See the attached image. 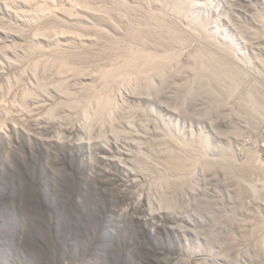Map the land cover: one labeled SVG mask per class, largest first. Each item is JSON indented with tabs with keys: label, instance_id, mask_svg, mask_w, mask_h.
I'll return each mask as SVG.
<instances>
[{
	"label": "rangeland",
	"instance_id": "obj_1",
	"mask_svg": "<svg viewBox=\"0 0 264 264\" xmlns=\"http://www.w3.org/2000/svg\"><path fill=\"white\" fill-rule=\"evenodd\" d=\"M41 2L0 0V264H264V0Z\"/></svg>",
	"mask_w": 264,
	"mask_h": 264
},
{
	"label": "bare ground",
	"instance_id": "obj_2",
	"mask_svg": "<svg viewBox=\"0 0 264 264\" xmlns=\"http://www.w3.org/2000/svg\"><path fill=\"white\" fill-rule=\"evenodd\" d=\"M14 1V4H22V5H24V6H29V7H33V5L34 4H38L39 2H41V1H44L43 3L45 4H47L48 3V1L50 2V0H13ZM81 1H84V0H81ZM87 1V0H86ZM74 2V1H73ZM73 2H71L70 1V7H73L72 9L71 8H69V9H71L70 11V13H69V15H68V17H70V19H72L71 17H73L74 18V15L76 16V14L77 15H79V14H81V13H76V12H73L72 10H74L75 11V4H74V6L72 5V3ZM78 2H80V0H78ZM2 3H6L5 1H3ZM41 4H42V2H41ZM41 4H39L40 5V7L42 8V7H47V6H49V5H44L43 6V4H42V6H41ZM72 5V6H71ZM83 5V4H82ZM84 5H85V3H84ZM86 6V5H85ZM45 7V8H46ZM5 8L6 9H8V11H12L13 13H15V15L18 17V18H21L22 16L19 14V13H17V11L15 12L14 10H12L10 7H8L7 5L5 6ZM41 8H38L39 10L41 9ZM44 8V9H45ZM50 8V7H49ZM43 8L40 10V11H43V14H42V17H43V15H45V14H48V13H50L51 14V17L50 16H48L47 17V15H45L50 21H54L53 20V18H55L56 16H55V13L53 12V11H56V10H54L53 9V11H51V9H52V7L50 8V10L48 9V7H47V9H48V11H47V9H45L44 10ZM67 10L66 11H68V8H66ZM104 10V9H103ZM87 11H89V10H87ZM54 14H53V13ZM86 12V11H85ZM40 13H42V12H40ZM45 13V14H44ZM76 13V14H75ZM89 13V12H88ZM92 13V12H91ZM66 14V13H65ZM67 14H68V12H67ZM99 13H97V15H98ZM109 14V13H108ZM49 15V14H48ZM53 15H54V17H53ZM56 15H57V13H56ZM63 15V14H62ZM94 15H96V13L94 14ZM104 15H106V14H104ZM160 15V14H159ZM164 15V14H163ZM45 16H44V20H43V22L45 21V20H47V18H45ZM80 16V15H79ZM100 16V15H99ZM64 17V16H63ZM78 17V16H77ZM106 17V16H105ZM57 18V17H56ZM76 18V17H75ZM74 18V19H75ZM78 20H81V19H79V17L77 18ZM48 20V21H49ZM56 20H58V18L56 19ZM66 20H68V18L66 19ZM85 20V19H84ZM109 20V19H108ZM42 21V20H41ZM47 21V22H48ZM58 21H60V20H58ZM77 21V20H76ZM82 21V20H81ZM28 22V21H27ZM42 22V23H43ZM46 22V21H45ZM34 23V22H33ZM51 23V22H50ZM50 23H48V24H50ZM54 23H57V21L56 22H54ZM60 23V22H59ZM71 23V22H70ZM30 24V23H29ZM53 24V23H52ZM152 24V23H151ZM31 25H33V24H31ZM39 25V24H38ZM128 25V24H127ZM37 26V25H36ZM42 26V25H41ZM114 26V25H113ZM150 26V25H149ZM163 26V25H162ZM39 27H40V25H39ZM43 27V26H42ZM64 27V26H63ZM86 27V26H85ZM128 28V33H129V35H131L134 39L137 37H139L140 39H143V38H141L142 37V35H144L145 33H143V28L141 29V27H139V26H135V25H132V24H129L128 26H127ZM38 28V27H37ZM42 29V28H41ZM39 30V28H38V31H36V32H38V34H44V32H46V31H43V30ZM98 29V28H97ZM100 30V31H99ZM98 31L101 33V30H103V29H99ZM119 30V29H118ZM8 31V30H7ZM64 30H62V32H63ZM120 31V30H119ZM153 31H156V29L155 30H153ZM158 31V30H157ZM156 31V32H157ZM15 32V31H14ZM17 32V31H16ZM23 33H24V31H22ZM106 32V31H105ZM11 33L13 34V32L11 31ZM18 33V32H17ZM23 33H21V34H19L20 35V37L21 38H23V36H21V35H23ZM53 33V32H52ZM102 33H104V31L102 32ZM107 33V32H106ZM105 33V34H106ZM150 33V32H149ZM175 33V32H174ZM47 34V33H46ZM49 34V33H48ZM152 34V33H151ZM148 35V34H147ZM54 36H56V35H54ZM104 36V35H103ZM102 36V37H103ZM155 36V35H154ZM131 37V38H132ZM147 37V36H146ZM145 37V38H146ZM151 37V36H150ZM104 38V37H103ZM136 38V39H137ZM172 38V37H171ZM96 39V38H95ZM133 39V40H134ZM135 39V40H136ZM139 39V40H140ZM179 39V38H178ZM186 39V38H185ZM52 40V39H51ZM54 40V39H53ZM91 40V39H90ZM93 40H94V38H93ZM156 40V39H155ZM160 40V39H159ZM165 40V39H164ZM143 41V40H142ZM145 41V40H144ZM163 41V40H162ZM56 41H54V43H55ZM58 42V41H57ZM56 42V43H57ZM112 42V41H111ZM111 42H109L110 44H107V43H103V44H101L102 42H100V41H98V43H100V46L102 45V47L103 46H105L104 44H106V46H107V48L106 49H108V50H112V52L113 53H117V50H118V48H121V47H119V43L117 42V44H116V42H114V43H111ZM134 42V41H133ZM166 42V41H165ZM50 43H52V41L50 42ZM97 43V42H96ZM162 43V42H161ZM33 44V43H32ZM36 44V43H35ZM171 44V43H170ZM58 45V44H57ZM99 45V44H98ZM159 45H161V44H159ZM166 45V44H165ZM29 46H30V44H29ZM172 47V46H171ZM34 48V47H33ZM55 48H57V47H55ZM140 48V47H139ZM156 48V47H155ZM28 49V48H27ZM100 49H102V48H100ZM141 49V48H140ZM139 49V50H140ZM145 49V48H144ZM33 50V49H32ZM129 50V51H128ZM34 51H35V49H34ZM37 51V50H36ZM76 51V50H75ZM126 55L125 56H127V57H125V56H123L124 58H126V59H124V61H122L121 63V66L122 67H124V68H126V70H128V69H130V67L132 68V66H133V68H140L139 66L140 65H142V66H144V64H145V62L144 61H150V60H152V58L150 59V55L149 54H145V53H142V52H135L134 51V49H133V51L130 49V46L129 47H126ZM104 52V51H103ZM106 52V51H105ZM158 52V51H157ZM156 52V53H157ZM161 52V51H160ZM34 53H36V52H34ZM45 53V52H44ZM71 53V52H70ZM87 54V53H86ZM56 56V55H55ZM152 56V55H151ZM164 57L165 55H159V57ZM63 57H65V56H63ZM153 57V56H152ZM166 57V56H165ZM168 57V56H167ZM156 58V57H155ZM195 58V57H194ZM60 59V58H59ZM62 59V58H61ZM65 59V58H64ZM154 59V58H153ZM165 60V59H164ZM58 64V63H57ZM60 64V63H59ZM65 64H66V62H65ZM113 65V64H112ZM196 65V64H195ZM141 66V67H142ZM190 66H192V65H190ZM198 67V66H197ZM194 70H195V68H193ZM137 70V69H136ZM60 71V70H59ZM111 71V72H110ZM61 72V71H60ZM73 72V71H72ZM110 72V73H109ZM112 72H114L113 70H111V68H109V70H105V73L106 74H111ZM62 73V72H61ZM74 73H75V71H74ZM104 72L102 71V74H103ZM115 73V75H116V73L117 72H114ZM113 73V74H114ZM64 74H65V72H64ZM105 74V75H106ZM103 76V75H101V76H103V77H106L107 78V76H109V75H106V76ZM112 75V74H111ZM66 77V76H65ZM64 78V77H63ZM109 79V78H108ZM105 81V80H104ZM46 84V83H45ZM42 85V84H41ZM151 85V82L148 84V86H150ZM47 87V86H46ZM61 89V88H60ZM88 90V89H87ZM30 91V90H29ZM57 92V91H56ZM66 92V91H65ZM66 94V93H65ZM75 95V94H74ZM65 96V95H64ZM28 96H25V99L27 98ZM32 97V96H31ZM33 98V97H32ZM71 98V97H70ZM106 100H107V98H106ZM105 100V101H106ZM74 101V100H73ZM75 102V101H74ZM34 103V102H33ZM75 104V103H74ZM4 107V106H3ZM113 108V107H112ZM17 109V114H18V116L20 117V119H22V118H26V119H22L24 122L26 121V122H28V120H30V121H32V122H34L35 123V125L38 123V124H41V121H39V118H37V117H35V116H33L32 114H29L30 113V110H27L26 108H23V107H18V108H16ZM86 114V113H85ZM7 115H9L8 114V112H7ZM248 116V115H247ZM37 124V125H38ZM127 126V125H126ZM177 157V156H176ZM148 215H151V213L149 212L148 213ZM107 234H106V236L107 235H109V234H112L109 230H107V232H106ZM109 242H107L106 243V245L108 244ZM106 248H107V246H106ZM106 248H104V249H106Z\"/></svg>",
	"mask_w": 264,
	"mask_h": 264
}]
</instances>
